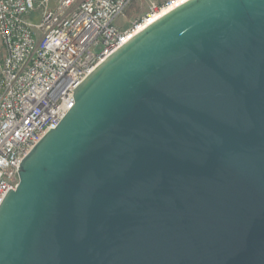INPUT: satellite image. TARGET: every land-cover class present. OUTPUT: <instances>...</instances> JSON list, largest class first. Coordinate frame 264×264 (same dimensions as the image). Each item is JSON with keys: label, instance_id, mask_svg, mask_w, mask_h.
<instances>
[{"label": "water", "instance_id": "95a60500", "mask_svg": "<svg viewBox=\"0 0 264 264\" xmlns=\"http://www.w3.org/2000/svg\"><path fill=\"white\" fill-rule=\"evenodd\" d=\"M73 91L0 204V264H264V0H186Z\"/></svg>", "mask_w": 264, "mask_h": 264}, {"label": "built area", "instance_id": "2783aa9c", "mask_svg": "<svg viewBox=\"0 0 264 264\" xmlns=\"http://www.w3.org/2000/svg\"><path fill=\"white\" fill-rule=\"evenodd\" d=\"M133 1L0 0V204L81 81L146 19L186 0H149V12L121 28L116 21Z\"/></svg>", "mask_w": 264, "mask_h": 264}, {"label": "rangeland", "instance_id": "374dc122", "mask_svg": "<svg viewBox=\"0 0 264 264\" xmlns=\"http://www.w3.org/2000/svg\"><path fill=\"white\" fill-rule=\"evenodd\" d=\"M149 12V0H134L131 5L125 10L124 14L120 16L116 23L121 28L131 26L132 22L139 21ZM0 51L2 46L0 42Z\"/></svg>", "mask_w": 264, "mask_h": 264}, {"label": "bare ground", "instance_id": "6f19581e", "mask_svg": "<svg viewBox=\"0 0 264 264\" xmlns=\"http://www.w3.org/2000/svg\"><path fill=\"white\" fill-rule=\"evenodd\" d=\"M183 1H184V0H181V1H179V3H180V2H183ZM179 3H177V4H179ZM174 7H175V5L172 6V7H169V8L163 9V10L159 11L158 13H156V14L153 15V16H150L148 19L145 20L144 23H142V24L140 25L139 29H138L135 33H137L138 31H140L142 28H144L145 26H147L148 24H150L152 21H154L155 19H157V18L160 17L161 15L165 14L166 12H168L169 10H171V9L174 8ZM135 33H133V34H135ZM133 34H132V35H133ZM132 35H131V36H132Z\"/></svg>", "mask_w": 264, "mask_h": 264}]
</instances>
